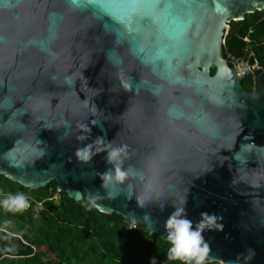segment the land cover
I'll return each instance as SVG.
<instances>
[{
    "label": "water",
    "instance_id": "obj_1",
    "mask_svg": "<svg viewBox=\"0 0 264 264\" xmlns=\"http://www.w3.org/2000/svg\"><path fill=\"white\" fill-rule=\"evenodd\" d=\"M255 9L264 0H0V173L82 191L165 241L176 208L194 228L215 214L207 258L264 264V72L247 67L245 90L221 49ZM109 142L127 146L122 182L104 179ZM26 245L0 228V256Z\"/></svg>",
    "mask_w": 264,
    "mask_h": 264
},
{
    "label": "trees",
    "instance_id": "obj_2",
    "mask_svg": "<svg viewBox=\"0 0 264 264\" xmlns=\"http://www.w3.org/2000/svg\"><path fill=\"white\" fill-rule=\"evenodd\" d=\"M221 49L223 55L235 57L251 52L264 72V10L255 9L241 20L230 21ZM240 84L249 90L250 76L240 79ZM0 193L4 197L23 193L29 202L21 212L0 207V228L27 243L16 256L1 255L0 264H182L168 259L169 242L142 223L114 212H99L82 191L81 198L73 199L57 192L52 180L30 189L0 173ZM204 264L220 263L206 257Z\"/></svg>",
    "mask_w": 264,
    "mask_h": 264
},
{
    "label": "clouds",
    "instance_id": "obj_3",
    "mask_svg": "<svg viewBox=\"0 0 264 264\" xmlns=\"http://www.w3.org/2000/svg\"><path fill=\"white\" fill-rule=\"evenodd\" d=\"M85 132L90 133L91 129L85 128ZM86 137L81 136L80 139ZM103 142V138L98 137L97 144ZM91 145H85L83 148L77 149L76 156L82 161H87L93 154ZM101 149H97L99 151ZM107 163L113 166L111 174L105 173V181L115 180L122 182L126 178V171L121 168V161L127 154V146H115L109 142L105 147ZM186 205V200L184 201ZM0 207L9 212H21L29 207L27 197L23 193L16 195L9 194L2 201ZM222 217L208 212L200 213V220L196 222L195 228L193 221L187 218L186 207L176 208L165 220V228L167 230L168 259L172 261H181L182 264H204L210 245L205 240L203 232L205 230L223 231Z\"/></svg>",
    "mask_w": 264,
    "mask_h": 264
},
{
    "label": "built area",
    "instance_id": "obj_4",
    "mask_svg": "<svg viewBox=\"0 0 264 264\" xmlns=\"http://www.w3.org/2000/svg\"><path fill=\"white\" fill-rule=\"evenodd\" d=\"M243 40L246 41L247 39L243 37ZM227 57L229 59H232V60H226V62L230 63L231 66L235 69L239 80L245 76H250L252 82V72L247 67L257 69L258 67L260 68V65L258 62H256L251 52H247L244 57H235V56H227ZM4 198L5 197L0 193V201H2ZM131 226H133V224H131Z\"/></svg>",
    "mask_w": 264,
    "mask_h": 264
},
{
    "label": "snow or ice",
    "instance_id": "obj_5",
    "mask_svg": "<svg viewBox=\"0 0 264 264\" xmlns=\"http://www.w3.org/2000/svg\"><path fill=\"white\" fill-rule=\"evenodd\" d=\"M142 2H148L152 4H158L164 2L166 4H171L174 2V0H142ZM163 21L166 26H172L175 23L174 17L170 12L163 17Z\"/></svg>",
    "mask_w": 264,
    "mask_h": 264
},
{
    "label": "rangeland",
    "instance_id": "obj_6",
    "mask_svg": "<svg viewBox=\"0 0 264 264\" xmlns=\"http://www.w3.org/2000/svg\"><path fill=\"white\" fill-rule=\"evenodd\" d=\"M56 197V196H55ZM39 209V205H36V207H35V210H38Z\"/></svg>",
    "mask_w": 264,
    "mask_h": 264
},
{
    "label": "flooded vegetation",
    "instance_id": "obj_7",
    "mask_svg": "<svg viewBox=\"0 0 264 264\" xmlns=\"http://www.w3.org/2000/svg\"><path fill=\"white\" fill-rule=\"evenodd\" d=\"M246 90V89H245ZM250 90V89H249Z\"/></svg>",
    "mask_w": 264,
    "mask_h": 264
}]
</instances>
